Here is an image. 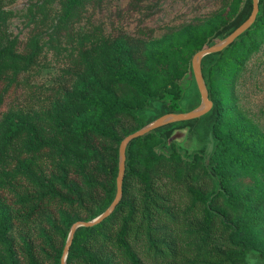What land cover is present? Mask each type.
Instances as JSON below:
<instances>
[{"label":"trees","instance_id":"16d2710c","mask_svg":"<svg viewBox=\"0 0 264 264\" xmlns=\"http://www.w3.org/2000/svg\"><path fill=\"white\" fill-rule=\"evenodd\" d=\"M83 1L67 0L65 18ZM251 9V0H245L236 16L215 33L220 39L228 35ZM184 35L189 40L184 47L188 56L203 48L205 39L199 31L189 29ZM263 41L264 0H259L251 27L201 61L213 102L201 116L213 122L210 156L183 151L170 139L176 128L198 118L132 139L125 152L120 201L100 223L76 229L66 264H247L251 252L264 256V215L259 204L264 194L243 202L240 186V177L256 172L258 165L264 172L263 137L228 113V91L217 94L211 82L214 70L225 85L232 82ZM165 52L118 46L112 49L111 60L102 63L117 83L142 98L126 100L95 80H82L72 93H57L50 111L29 116L11 109L4 114L0 176L12 174L13 180L0 179V264H61L71 225L93 219L110 205L116 193L120 141L162 114L182 112L151 96L158 64L166 61L165 78L176 68L188 71L193 89L180 100L185 97L187 111L199 104L191 60L181 53L169 58ZM4 53L0 49V59ZM32 60L33 56L23 60L21 66H30ZM4 77L2 94L13 84L12 76ZM166 90L179 94L174 83ZM125 120L134 123L127 126ZM159 146L165 154L156 153ZM80 154L93 157L89 167ZM20 179L26 181L21 191Z\"/></svg>","mask_w":264,"mask_h":264},{"label":"rangeland","instance_id":"374dc122","mask_svg":"<svg viewBox=\"0 0 264 264\" xmlns=\"http://www.w3.org/2000/svg\"><path fill=\"white\" fill-rule=\"evenodd\" d=\"M244 1L85 0L65 18L67 0H0V49H5L0 59V78L10 75L13 81L2 94L5 84L0 80V122L11 109L29 116L50 111L57 93H72L82 80H95L126 100L142 98L129 86L117 83L107 65H102L111 60L114 47L138 46L146 53L152 47L161 48L169 58L173 53H181L191 60L194 54L188 56V50L184 51L189 46L184 33L189 29L199 31L205 39L203 48L215 43L221 38L215 29L231 21ZM31 56L33 63L21 66L20 62ZM165 65L164 60L153 74L151 96L187 111V101L185 97L180 100V96L192 88L193 79L188 71L177 68L165 78ZM223 80L214 70L212 86L217 94L228 91V113L264 141V41L232 82L225 85ZM173 83L179 89L178 96L166 90ZM144 101L140 100L143 104ZM123 123L129 126L134 122ZM170 139L183 151H200L207 158L214 149L212 118L200 117L187 127L176 128ZM155 151L166 152L161 146ZM79 158L86 167L93 160L87 154H80ZM260 168L258 165L256 172L240 177L243 202L249 196L264 194V172ZM0 179L9 183L13 175L2 174ZM18 181L17 189L21 191L26 181ZM259 204L264 215V201ZM242 208L240 204L239 211ZM246 263L264 264V256L251 252Z\"/></svg>","mask_w":264,"mask_h":264},{"label":"water","instance_id":"95a60500","mask_svg":"<svg viewBox=\"0 0 264 264\" xmlns=\"http://www.w3.org/2000/svg\"><path fill=\"white\" fill-rule=\"evenodd\" d=\"M252 9L249 14V16L239 25L237 26L232 32H230L228 35L223 37L222 39L216 41L215 43L201 48L200 50L196 51L191 59V68L193 77L200 95V102L199 104L194 107L193 109L189 111H182V112H168L165 114L160 115L159 117L151 120L150 122L146 123L139 129L129 133L126 135L119 144L118 147V173L116 177V193L114 196V199L110 203V205L98 216L94 217L90 220H77L75 221L69 230L68 237L62 252L61 256V264H66V257L69 251V246L71 244L72 238L74 236V233L76 229L80 226L84 227H91L98 223H100L102 220H104L106 217H108L111 212L114 210L118 202L120 201L122 197V182H123V176L125 172V160H126V147L129 144V142L132 139L138 138L143 136L144 134L162 127L164 125L174 123V122H180V121H186V120H192L196 118H200L204 114H206L213 106L212 100L209 98L208 89L202 74L201 69V61L202 59L209 54L217 53L228 47L239 35L244 33L247 29L251 27V25L254 23L256 16L259 11V0H251Z\"/></svg>","mask_w":264,"mask_h":264}]
</instances>
